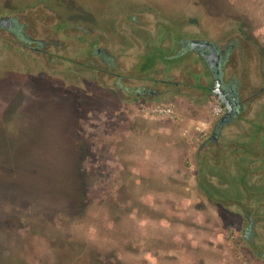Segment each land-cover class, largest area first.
<instances>
[{
    "label": "rangeland",
    "instance_id": "rangeland-1",
    "mask_svg": "<svg viewBox=\"0 0 264 264\" xmlns=\"http://www.w3.org/2000/svg\"><path fill=\"white\" fill-rule=\"evenodd\" d=\"M129 14L141 23L127 25L137 35L133 54L143 52L151 15L214 41L241 29L263 52L249 74L264 87V0H0V17H16L50 43L34 53L0 31V264H264L242 232L246 211L264 214V98L217 139L232 185L211 179L218 150L201 145L224 113L211 92L188 88L175 124L151 120L140 110L163 105L120 102L112 82L87 67L84 23L115 52L124 34L113 21ZM149 53L141 65L160 69L141 74L139 58L117 61L149 85L190 63ZM187 73L207 85L199 62ZM255 232L260 243L263 224Z\"/></svg>",
    "mask_w": 264,
    "mask_h": 264
},
{
    "label": "flooded vegetation",
    "instance_id": "flooded-vegetation-1",
    "mask_svg": "<svg viewBox=\"0 0 264 264\" xmlns=\"http://www.w3.org/2000/svg\"><path fill=\"white\" fill-rule=\"evenodd\" d=\"M154 9L159 8L154 7ZM151 17H149L148 19L147 17H145V20L146 22H148V25L151 27L152 31L151 34L147 36V39H145V42H143L142 40L141 44L144 49L140 54L130 53L129 49H127L129 47L131 48L138 45V41L136 40L137 35H134L131 32L130 28L127 27V25L129 26L130 23L141 25V23L137 22L136 17L133 16V14H129L123 19L122 17L116 18L113 21L114 27L120 25L121 28L120 30L113 29L112 31L116 35L117 31H120L124 34L123 40L120 43L123 46L122 50H117L115 52L112 51L109 48L110 41L107 38H105L102 44V39L100 36H98V34L100 33H94L95 30L93 25L84 23V25L87 27L81 29L85 33L83 54L86 56L88 69L93 73L98 74L102 78V80H104V83L106 81L110 83L112 82L111 84H108V86H110L111 91H114V93L118 95V101L129 104H135L145 101L148 104L157 103L161 105H170L176 111V108L180 104V100L178 98L188 97V88H194L198 90L202 89L212 93L211 90L214 85L213 75L206 65V61L202 58L205 51L199 52L201 51V49H194V41H205L214 46L220 58L219 74L221 77L222 85L224 86L223 88L226 92H231L236 97V114L225 125H230L241 115V113L249 109V106L254 101H257L260 98H264V87L260 85L261 82L252 81L249 74L252 66L256 68L260 65V59L262 57L260 54L263 55V52L259 50L254 39H252V37L250 36H247L246 33H244L241 29H239L236 33H234V35H231L230 37H222L221 39H219V41H214L198 35H184L181 30H179L178 28L176 29V21H174L173 19L170 21V18L168 17L161 18L156 15H151ZM150 18L151 20H149ZM166 20L170 24H175L173 25L174 28H172L171 25H166ZM123 21H126V28L122 27ZM8 27V29L0 27V31L6 34L8 33L12 41L21 43V47L26 48L27 50H30L34 53H39L42 51V49H46V47L50 45V43L45 42L43 39L31 35L27 31V25L18 21L16 17H11V23ZM145 47H148V52L145 51ZM150 50L155 51L156 55H162L163 57L166 56L169 59H174L175 56L180 55L177 58H184L183 60L190 61V63L188 66H179L171 69L168 68V74L165 78L153 79L151 85H149L148 83H144L150 80L148 77V79H140L137 82V79L134 78V76H128L127 74H125L127 73V71H131V67H124L117 61V58H121L124 56L128 58H139L135 65V68L142 74L146 71L154 70L157 67L154 63H149L146 66H143L140 63L143 58L146 59L150 56ZM198 62L202 67L205 68L207 72L206 75L207 79L209 80L207 81L208 83L206 86H203V76L200 74H191L190 82V76L187 73V70L191 65ZM170 73H178L182 75L183 80L180 82L172 81V76ZM192 78H194V82L192 81ZM169 98L170 100L166 101V99ZM221 108L224 110L222 106ZM224 114L225 110L223 115ZM258 114H264V107L260 112H258ZM223 115L220 116V119ZM219 120L214 125V131L212 132L210 139L203 143L201 145V148H205L210 143H213L215 145L218 150L216 151V155H218L219 158L214 161V164L212 165L213 171L211 172V179L216 178L221 182H223L224 180H228V182L232 185L231 182L234 180V178L233 175L229 174L230 159L228 162L226 161L227 157L223 155L221 156L220 154H227V148L222 147L217 141L221 130L225 126L219 125ZM233 163L234 165H236L235 161H233ZM206 164V162H201V169L206 168ZM197 183L198 186L200 183L201 188H203V190L205 191H203V193L208 196V184H205L203 181L198 182V180ZM229 191L230 189H226L225 187L221 186V190H219L218 193L221 196H226ZM234 204L239 205V203L237 202H234ZM241 208H243V205H241ZM245 217L246 220L242 229L243 237L249 240L250 253H252L254 257L263 260L264 234L260 243H256L254 237L256 235L255 228L257 224L261 223L264 226V214L262 213L261 215H254L253 212L249 210L245 212Z\"/></svg>",
    "mask_w": 264,
    "mask_h": 264
},
{
    "label": "water",
    "instance_id": "water-1",
    "mask_svg": "<svg viewBox=\"0 0 264 264\" xmlns=\"http://www.w3.org/2000/svg\"><path fill=\"white\" fill-rule=\"evenodd\" d=\"M11 23V17H0V27L8 29L9 24ZM196 46V47H195ZM194 49H201L199 52H204L202 57L206 61L211 74L213 75L214 85L212 87V93L216 97L217 101L225 110V114L219 120V125L223 126L227 124L232 117L236 114V97L231 92H226L222 85L221 77L219 74L220 67V58L212 44L209 42L194 41ZM180 55L175 56L174 58L179 57Z\"/></svg>",
    "mask_w": 264,
    "mask_h": 264
},
{
    "label": "built area",
    "instance_id": "built-area-1",
    "mask_svg": "<svg viewBox=\"0 0 264 264\" xmlns=\"http://www.w3.org/2000/svg\"><path fill=\"white\" fill-rule=\"evenodd\" d=\"M220 110H222L221 106L218 105V109H216V112H220ZM141 114H144L142 116L149 117V119L151 120H158L159 118L165 119L168 122L175 124L176 122H178V116L176 114V111L174 110V108L170 105H163L162 107H154L150 110L147 109H141L140 110ZM146 117V118H147ZM200 131L199 128H197ZM199 137L203 138L205 136V134L203 133H199L198 134ZM198 140V138H196Z\"/></svg>",
    "mask_w": 264,
    "mask_h": 264
},
{
    "label": "trees",
    "instance_id": "trees-1",
    "mask_svg": "<svg viewBox=\"0 0 264 264\" xmlns=\"http://www.w3.org/2000/svg\"><path fill=\"white\" fill-rule=\"evenodd\" d=\"M197 180H198V179H197ZM199 188H200L202 191H204V190H203V188H201V185H200V183H199ZM204 192H205V191H204Z\"/></svg>",
    "mask_w": 264,
    "mask_h": 264
}]
</instances>
